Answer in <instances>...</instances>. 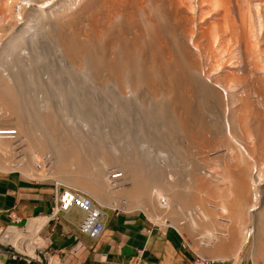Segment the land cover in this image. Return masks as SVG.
Segmentation results:
<instances>
[{"label": "rangeland", "instance_id": "374dc122", "mask_svg": "<svg viewBox=\"0 0 264 264\" xmlns=\"http://www.w3.org/2000/svg\"><path fill=\"white\" fill-rule=\"evenodd\" d=\"M67 1L68 0H58L56 1L55 6L49 7L44 10L47 17V19L44 20L47 21L45 25H47L50 20L55 21L54 25L56 24L55 28L53 25L54 29L45 32V38L42 35L44 40L47 39L46 41H43L42 37H39L37 34L39 33L40 35V33L44 31V28L42 27L45 22L41 25L42 21L40 19H36L37 21L34 20L31 23L29 22V31H25L22 36L15 39V42L12 45L13 48L8 51L7 55L4 54V56L6 55L7 58L6 56H3L0 59V74L5 78L7 77L6 79L10 78V80L13 78V76L19 77L17 75L19 73L14 74V72H12L10 69V67L15 69V65H17L15 59L17 53L21 55L20 57H22L23 60L25 59L24 64H28L26 66L27 70L23 71L24 73L22 76V78H25L26 80L28 79L27 82L29 84H27L25 88L21 87L23 89L22 92L25 96L24 101H22L24 107L22 106L21 112L25 111L24 114L27 113L30 117L29 123L31 124V126L33 125L32 127H30V129L32 133L34 132L33 134L35 137L39 138L41 135H48V130L45 128V125L41 122V120L43 121L46 119V113L49 109L48 111H51L58 121V126H56V128H58L59 133L61 134L60 136L49 135L51 143L53 142L55 145L59 146V141H62L61 137L64 134L67 135L68 142L75 144L81 143V151H83V154L87 157L86 160H89L91 164L89 167L90 171L88 173H92L93 176H95V174H99L102 177L107 175L104 160L106 161V165L111 168L109 170V173H116L120 170L117 167L119 165L111 161V152L106 148V143H104L107 142L106 139L111 140V137L109 135L110 130L108 128V122H106L103 117L102 109L104 106H106V108H109L110 103L115 104V102L111 101L109 98V91L104 89L105 87H102L105 86L104 84L107 78H105L104 76L93 78V76L91 77V75L89 74L79 73L80 71L76 72L77 69H81V67H77L75 72L61 73L59 72L61 62L59 61L60 56L58 54L59 51L61 52L59 42H62V35H64L62 24L66 21H73V25L70 27L69 33L70 35H73L72 40L74 42L77 41L80 44V47L85 54L82 57H79L82 59H79L81 64L78 63L76 66L83 65L85 67L86 63L83 60H86L89 55H92L96 58L100 54L102 56L104 55L106 59L109 60L108 55L110 56V54H108L106 50L108 48V36L106 35L107 27L104 23V19L108 16L110 8H112V4H115L117 5V7L124 9L125 14H127L128 17H130L129 15L132 14L134 16L133 22L135 21L139 25V29L141 30L143 36V40L142 42H140L143 50L137 55V57L143 64L149 65L151 67L148 73L150 75L157 74L158 77L160 76L166 81L171 79L172 81H174L170 90H161V88H159L156 92H153V95L155 97V102L158 103V105L164 100L166 101V103H169L171 108H168L167 111H169L171 122H173L174 124L177 123V129L174 128L173 130H170L168 128L166 120L163 118L165 112L163 107H160L161 109L154 108V114L152 115L153 126H151L150 128L147 126V124L149 123L147 111L144 108L140 110L142 111L145 122L144 127H142L141 129L143 133V140L147 143V147H150V150L154 148L150 151L151 155L156 156L155 150L157 149V147L155 144H159L161 148H163V150L165 151L162 153L163 155L166 156V154H168L166 157L171 164V169H163V173H165V175L167 176V181L170 180L168 177L172 178L174 181L172 179L170 181L176 187V189L180 188V190L188 192L190 188L188 189V183H186V180L184 179L189 169L187 167L189 165H192L193 163H196L192 167L199 169L201 168V173L204 176L205 172H210V169H212V159L224 160L230 157L229 155H232L233 152L230 153L232 150H235V154L238 155V146L236 145L237 138V142L241 145L245 144V146H247V144L250 143L248 145L249 148L247 147V149H249L250 152L253 153V158L254 156L256 157L254 159L258 160L260 155L262 156L261 153H263L264 155V150L259 149L258 145L256 146V136H258V133L256 134L254 130L255 126L258 125V122L260 124L264 122V0H231V8H229L228 13L232 15L230 16L233 19L231 22V26L229 25L230 23L225 24L226 10L224 9V7L219 3L214 4L213 0H188V7L186 6L180 8H177L173 0H109L111 2H108L107 0H76L75 3L69 8V10L63 11V6H65ZM21 2L22 0H18V5ZM44 3L42 2L40 3V5ZM13 9V21L10 20V22H20V19L22 17L19 16V12L15 10L18 9V7L15 6ZM29 10L30 8L28 5L26 6L25 11ZM24 17L30 18L29 21L33 20V17L29 16V14L27 13H25ZM241 19L247 21L246 23L248 29L247 26L244 28L245 30L241 27ZM117 21H119V19ZM228 26H230L231 28H229ZM233 27L234 29H232ZM216 29L220 33L218 32L219 35L217 34L215 37L212 36V30L217 31ZM13 30H11L10 28L6 29V33L4 32V35L2 29H0V35H2L0 36V39L2 41L10 39L15 32H13ZM152 30H154L153 33ZM247 30H249V32ZM54 32L55 34H53ZM244 32H246L245 37L242 36V34L244 35ZM207 34H209L210 36ZM3 35L5 38L3 37ZM246 35L248 38L246 37ZM30 37L32 38V40L34 39L33 44L38 42L35 44L37 45V52H35V50L33 49L34 47L30 44ZM40 45L42 49L38 47ZM45 47L47 48L45 49ZM52 48H56L57 52H54ZM127 48L130 47L127 46ZM19 49L20 52H18ZM49 50L51 53L48 52ZM121 53V51H117L114 54L120 55ZM43 54L46 56L44 57ZM33 55H35V57ZM113 56H110L109 63H111L113 67H115L117 63H115V58ZM193 58H196L198 60L196 61ZM8 59L10 67L7 66V64H9L7 62ZM191 64L196 65L197 75L205 88L204 92L200 93L199 95L187 94L185 92L186 85L183 83L182 73L186 68H189ZM57 67L59 68L58 70ZM172 74H174L175 77ZM99 86H101L102 89H100L101 87L98 88ZM261 88L263 92H259V90L261 91ZM116 89H119L120 92H124L120 87H118V85L116 86ZM176 96H179V99H186L190 107L187 108L183 104V102L177 101ZM235 98L236 100H234ZM241 99L244 102H242ZM238 100H240L241 102H238ZM250 102L253 104H251ZM29 103L32 105V107L28 105ZM245 103L249 105L246 106ZM248 106H254V110H251L252 107H250V111L248 109ZM244 109L245 112L248 109L251 115L245 113ZM255 111L258 113H256ZM243 112L245 115L243 114ZM253 112L254 114L256 113L255 115L257 116L255 117L257 118L253 116ZM238 113H240L241 116ZM34 114H38V116L36 115L38 118H35ZM258 114H261L262 116H259ZM240 117H242V119ZM260 117H262V122H260ZM208 118H210L209 122ZM235 118L238 120H236ZM245 118L248 119L249 122L251 120L252 125H250ZM39 119L41 124L39 123ZM240 119L241 121L243 119L247 121H242L243 124L245 123L244 125H242V127L241 125L239 126L238 122H236ZM256 119L257 121H255ZM182 120L189 121L190 123L192 122L191 125L195 124L199 127H205V125H207V127L212 129L214 128V130L219 133L216 136L206 135L204 139L205 141L201 146L202 153L205 154H202V157L201 155L197 156L195 154L196 151L192 150V148H190V145H188L190 136H188V134L178 123V121ZM252 122L254 123V125ZM248 124L251 126V129L249 126H246L247 128L249 127V129L245 128V125ZM159 125L162 129H160ZM263 125H261L260 128H263ZM237 127L243 133L239 132ZM2 128L5 131H18L17 122L16 120L12 121V119L8 122L7 126L0 127V130ZM227 129L231 132V134H229L230 132H228ZM72 131H75L77 135H79L81 142L72 137ZM150 131L153 132V134H150ZM244 131L247 133V135L250 134L249 136L251 137V139H249V141L247 140L248 143L247 141H245L246 138H244L245 140L242 138L245 134ZM106 135L109 136L110 139ZM164 136L165 138H163ZM105 137L107 138L105 139ZM119 138L121 139V136ZM157 140L159 141L157 142ZM164 141L168 146L170 145V147L166 148V144L164 143ZM231 141H235V144ZM96 143H98V145ZM225 143L226 145L224 146ZM216 144L217 147H214L216 146ZM227 144L230 146H228ZM231 145L234 149L231 147ZM231 148L232 150L230 151ZM227 150L229 152H227ZM45 153L47 155L51 154V148H48ZM92 153L97 157H94ZM170 154L172 155V157L174 156V158H172ZM197 154H199L198 151ZM206 159H209L210 162L206 161L208 162L206 163L204 161ZM123 160H125V157L123 158ZM172 161L175 163H173ZM38 163L42 162L40 161ZM54 166L56 169V164H54L53 167ZM205 166H207V168H205ZM192 167L190 166V169ZM49 168L47 165L45 166L43 164V167H39L37 169L40 171L43 169H47V171H49ZM154 170L155 169H145V174L143 176H155ZM13 171L22 173L17 169ZM69 171V169L63 171V175H61V173L56 176L55 174H52L51 177L47 175L45 177L42 176L38 178H30V180H52L53 182L57 181L58 183L63 185L62 188H73L75 190L82 191L76 187L77 185H75L72 181H69V178L66 177V174H73L72 170L70 172ZM6 172H11V170ZM207 175L211 176V174L209 173ZM186 186L187 190L185 188ZM261 188V192L263 195L264 186H261ZM96 201L98 202V200ZM214 202H208V205L210 204V206L212 207H220V202L218 200H214ZM213 203L215 206L213 205ZM195 204L197 205L196 202ZM193 207L195 208V206H192L191 209ZM102 208L108 214L109 212H127V210L124 208L122 210V207L106 208L102 206ZM183 208H185V206ZM131 211V214L140 212L141 214L145 215V217L149 219L151 223H153L156 229L166 228L169 226L175 227L182 234V237L185 240L184 245L188 247V250L197 261H211L209 257L203 258V256H200V246L198 247V244L197 242H195L196 240H194L193 235L190 234L189 231L187 232L184 227H177V225H173V223L168 219L166 223L163 224L162 221H157V219H154V217L145 213L140 208L132 209ZM83 213L84 212L79 208L72 207V210L68 214V217L70 219L72 218L76 222H79L84 216ZM60 214L58 215V219H53L62 221L63 219L61 218ZM218 218L216 221L217 223L221 225H226V223H228V216L218 215ZM18 223L20 229L25 228L26 224L23 221H19ZM248 227L250 228V230H253L252 228H254V223H252L251 225L249 224ZM5 231L6 229H3L1 233H4ZM222 233L225 234L226 232L222 231ZM40 236L43 238V240H45L46 237L43 234H40ZM36 242L39 243H36V247L38 246L37 248L39 249L42 244H40L39 240ZM0 245V248L3 251L11 250L13 248L12 245L9 246L2 243H0ZM46 252L50 253L51 255L55 254V251L51 250L50 247H45L43 250L36 251V253L40 255V259L42 260H39L41 261L40 263L46 261ZM252 255L253 245L251 240V243L247 242L243 250L240 252L238 258L236 259L238 261L236 264H264V260L261 257H252ZM16 260L20 261L19 259ZM39 261L36 260L32 261L31 263L36 264L39 263ZM211 263L232 264L233 261L213 260V262Z\"/></svg>", "mask_w": 264, "mask_h": 264}, {"label": "bare ground", "instance_id": "6f19581e", "mask_svg": "<svg viewBox=\"0 0 264 264\" xmlns=\"http://www.w3.org/2000/svg\"><path fill=\"white\" fill-rule=\"evenodd\" d=\"M56 1L58 0H22V2L19 3L18 5V0H0V29H2L3 33L4 32L6 33V29L8 28H10L11 30H13L14 28L13 32L15 31L14 35L11 36L10 39H6L3 41L0 39V59L4 56V54L7 55L8 51H10V49L13 48L12 45L15 42V39L22 36L25 31H29L28 29L30 28L29 22L31 23L36 19L37 20L40 19L42 21L41 25L42 23L45 22L43 27L41 26L42 28H44V31L41 32L42 34L40 33L39 35V33H37L39 37H42L43 35V37L45 38L46 37L45 32L46 31L48 32V30L55 28L56 25V24L54 25L55 21L50 20V22L47 25H45L47 21L44 20H46L47 17L45 15L44 10L49 7L55 6ZM75 1L76 0H72V1L68 0L65 6H63L64 8L63 11L69 10V8L75 3ZM107 1L111 2L109 0ZM173 1L177 6V8L186 7L188 5V0H173ZM230 1L231 0H213V3L214 4L219 3L221 4V6L224 7V9L226 10L225 24L230 23L229 25L231 26L232 25L231 22L233 19L231 17L232 15L228 14L229 8H231ZM42 2L45 3L40 5V3ZM28 5L30 10L25 11L26 6ZM15 6L18 7V9L15 10L19 12V16H21L22 18L20 19V22L12 23L13 21L12 14L14 12L13 8ZM25 13L33 17V20L29 21L30 18L24 17ZM129 16L131 18L128 17L127 14H125L124 9H121L117 7V5L112 4V8H110V12L108 16L104 19V23L107 27L106 35L108 36V44H107L108 48L106 50L107 53L110 54V56L114 55L113 57L115 58V63H117L115 67H113V65L109 63L110 60L109 55H108L109 57L108 60L104 55L102 56L100 54L96 58L93 57L92 55H89V57H87L86 60H83L86 63L85 67L83 65L76 66L78 63L81 64L79 60L81 58L79 57L80 56L82 57L85 54L84 51L81 49L80 44L77 41L74 42L72 40L73 35H70L69 33V29L73 25V21H66L65 23L62 24L64 35H62L63 36L62 42L61 41L59 42V45L61 47V52L60 51L58 52L60 56L59 61L61 62L59 72L71 73V72H75L77 67H81V69L78 68L76 72L80 71L79 73L89 74L91 75V77L93 76V78H99L101 76L107 78L106 82L104 81L105 86L102 87L103 88L105 87L104 89L109 91V98L111 101L115 102V104L110 103L109 108L108 107L106 108V106H104L102 109L103 117L106 120V122H108L107 124L110 130L109 135L111 137V140H108L106 138L108 137L110 139V137L106 135L107 137H105V139L107 140V142L104 143H106L105 145L106 148L111 152V156H110L111 161L117 163V165H119L117 167L120 170L116 173L115 172L109 173L110 172L109 170L111 168L108 165H106V161L104 160L107 175L102 177L99 174H95V176H93L92 173L90 174L88 173L90 171L89 167L91 164L89 160H86L87 157L83 154V151H81V146H82L81 143L75 144L68 142V137L65 134L62 135L61 137L62 141H59L60 142L59 146L55 145L53 142L51 143L49 135L60 136L61 134L59 133L58 128H56V126H58L57 124L58 121L56 120V117L52 114V112L48 111L49 109L48 110L46 109L47 110L46 119L43 121L41 120V122L45 125V128L48 130V135L40 134L41 136L39 138L34 136L33 134L34 132L32 133L30 129V127L33 126V125L31 126V124L29 123L30 117L28 116L27 113L24 114L25 111L21 112L23 106L22 101H24L25 99V96L22 92L23 89L21 87L25 88V86L29 84L27 82L28 79L26 80L25 78H22V76L24 73L23 71L27 70L26 66L28 64L25 65L24 64L25 59L23 60L22 57H20L21 55L15 52L17 53V56H15L17 62V65H15L16 66L15 69L10 67L9 59L7 61L9 64L7 63L5 64H7V66L10 67L11 71L14 72V74L19 73L17 74L19 77L13 76V78L10 80V78L6 79L7 77L5 78L0 74V127L7 126L8 122L12 119V121L16 120L18 131L16 130L5 131L3 128L0 130V171H10V170L13 171L17 169L20 170L22 174L25 173L27 176L31 178H36V177L38 178L42 176L45 177L47 175L51 177L52 174H55L56 176L60 173L61 175H63L62 173L63 171H66L68 169L70 171L72 170L73 174L71 175L66 174L67 175L66 177L69 178V181H72L75 185H77L76 187L78 189L86 192L87 194H89V196L91 195L92 198L94 197L96 200H98V202L103 207L106 208L122 207L121 208L122 210L124 208L127 211L140 208L145 213L154 217V219H157V221L158 220L162 221L163 224L166 223L168 219L173 223V225L175 224L177 225V227L179 226L180 228L184 227L187 230V232L189 231L190 234L193 235V238L194 240H196L195 242H197L198 247L200 246L199 247L201 248L200 252L203 257H213V258L228 257L230 259L236 260L240 252L245 247L246 243L247 242L251 243L252 240V245H253L252 257L259 256L264 260V194L262 195L261 192L262 189L261 186H264L263 153L260 152L262 156L261 155L260 157L258 156L260 159V160L258 159L259 161L254 159L256 158L255 156L254 158L252 157L253 153H251L250 150L247 149L248 145L250 144L248 143V141L249 139H251V137L249 136L250 134L247 135L245 130L244 131L245 134L243 135L244 137L242 138L243 139L246 138V140L244 139L245 141L248 140L247 146H245V144L244 145L239 144L237 142L238 138L236 137L237 138L236 145L238 146L237 149L238 155L235 154L236 153L235 150H232L233 147L231 145L232 148L230 149V151L231 150L232 151L230 153L232 152L233 153L232 155H229L230 157L226 158L227 156L226 155L225 156L226 159L224 160L212 159L211 160L212 166L210 165L212 168L210 170L212 172L211 171L205 172L207 174L208 173L211 174V176H208L205 173L203 176L201 173V168L199 169L192 167L196 163L195 164L193 163L192 165H189L187 167L190 169L191 166L192 168L190 170L188 169V172L186 173L185 175L186 177L184 179L186 180V183H188L187 184L188 189L190 188L192 190L189 189L190 191L188 190V192L187 191L184 192L183 190H180V188L176 189V187L170 181L172 179L170 177H168L170 180L167 181L166 179L167 176L165 175V173H163L164 171L163 169H171V164L166 157L168 154L165 153L166 156L163 155L162 153L165 152L163 148H161L159 144L158 145L155 144L157 147V149L155 148L156 156L151 155L150 151L153 150L154 148L150 150V147L149 146L147 147V143L143 140V133L141 129L142 127H144L145 122L142 111L140 110L144 108L147 111L148 113L147 117L149 118V123L147 124V126L150 128L151 126H153L152 115L154 114L153 111L154 108L161 109L160 107H163L165 112H164V116L163 115L162 116L166 120V124L168 125V128L170 130H173L174 128L177 129L178 128L177 123L174 124L173 122H171L169 111H167L168 108H171L169 103H166V101L164 100L162 103L158 105V103L155 102V97L153 95V92H156L159 88H161V90H165V89L170 90L172 83L174 81H172V79L166 81L162 79L160 76L158 77L157 74L150 75L148 73L151 67L149 65L143 64L140 61V59L137 57V55L141 53L143 50L140 43L143 40V36L141 30L139 29L138 23H136L135 21L133 22L134 16L132 14H130ZM118 19L119 21H117ZM10 20L12 21L10 22ZM246 22H247L246 20L241 19L240 24L243 29L247 26ZM230 26L228 27L231 28ZM232 29H234V27ZM153 31L154 30H152V33ZM247 31L249 32V30ZM218 32H219L218 30L217 31L212 30L213 33L212 36L216 37ZM245 33L246 32H244V35L242 34L243 37H245ZM53 34H55V32ZM43 37L42 40L46 41L47 39L44 40ZM30 39H31L30 44L34 47L33 49L35 50V52H37V48H36L37 45L35 44L38 42L33 44L34 39L32 40L31 37ZM127 46L130 48H127ZM38 47L42 49L41 45ZM47 47H45V49ZM50 50L48 52H50ZM53 51L57 52L56 48H54ZM117 51H121L122 53L120 55L114 54ZM18 52H20V49ZM33 56L35 57V55ZM45 56L46 55H44V57ZM196 58L193 59L197 61L198 59ZM58 69L59 68L57 67V70ZM172 75L174 76V74ZM182 79H183V83L186 85L185 92L187 94L199 95L200 93L204 92L205 88L197 75L196 65L191 64L189 68H186L182 73ZM117 85L124 92L122 91L120 92L119 89L117 90L116 89ZM100 87L101 86H99L98 88ZM102 87L100 89H102ZM259 92H263L262 88L261 91L259 90ZM176 97H177L176 98L177 101L183 102V104L187 108L190 107L186 99H182V98L179 99L178 98L179 96ZM236 98L234 100H236ZM239 101L240 100H238V102ZM28 105L32 107L30 103ZM247 105L249 104H246V106ZM250 107H252V109ZM253 107L254 106H248V109L250 108L251 110H254ZM248 109H247L248 112L247 111L245 112V109L244 112L251 115L249 113L250 109L249 110ZM238 114L240 115V113ZM255 114L253 115L254 117L257 116ZM34 115L35 118H38L37 117L38 114H34ZM240 118L242 119V117ZM261 118L262 117L259 118L260 122H262ZM241 119L236 122H238L239 126L241 125L242 127V125L245 124V123L243 124L242 121L244 120L245 122L246 120L248 121V119L245 118L246 120L243 119L242 121ZM209 120L210 118H208V122ZM255 121H257V119ZM41 122L39 119L40 124ZM178 123L183 128V130L188 134V136H190L189 138L190 141L188 142V145H190V148H192V150L196 151L195 154L197 156L201 155L202 157L203 153L201 150V146L205 141L204 139L206 135L216 136L217 134H219L214 130V128L213 129L209 128L207 127V125L203 127L200 124L202 127H199L198 125L195 124L191 125L192 122L190 123L189 121H184V120L178 121ZM249 124L252 125L251 120ZM249 124L245 125V128H247L246 126H249L251 129V126ZM257 124L258 125L255 126L254 128L256 134L258 133V136H256L257 139L256 146L258 145L259 149L264 150V127L260 128L261 125L264 124V122H262L261 124L258 122ZM159 127L160 129H162L160 125ZM249 127L247 129H249ZM228 132L230 131L228 130ZM239 132L241 131L239 130ZM149 133L153 134V132L151 131ZM229 134H231V132ZM120 136L121 139L119 138ZM72 137L74 139H77L79 142H81L79 135H77L75 131H72ZM163 138H165V136ZM158 141L159 140H157V142ZM232 143L235 144V141H233ZM96 144L98 145V143ZM225 145L226 143L224 144V146ZM167 147H170V145L168 146L166 144V148ZM214 147H217V144ZM48 148H51L52 153L47 155L45 152ZM197 151L199 154H197ZM227 152L229 151L227 150ZM171 154L170 156L172 157ZM93 156L95 157L96 155L93 154ZM124 157L125 160H123ZM172 158H174V156ZM53 160L55 163L53 162ZM40 161L42 163H38ZM204 161L210 162L209 159H206ZM43 164L45 166L47 165L48 168L50 167L49 171H47V169H43L41 171L37 169L39 167H43ZM54 164H56V169L55 166L53 167ZM205 168H207V166H205ZM145 169H155L154 170L155 176H149V177L147 175L143 176L145 174ZM185 188L187 190V186ZM214 200L215 201L218 200L220 202L219 203L220 207L218 206L219 208L217 206L212 207L210 206V204L208 205V202L209 203L211 201L214 202ZM195 202L197 203V205L195 204ZM184 206L185 208H183ZM192 206H195V208L193 207L191 209ZM218 215L228 216L229 224L226 223V225L224 224L221 225L217 223L216 221ZM44 223L45 220L42 219L32 220L28 223L26 229H19L20 226L16 224H12L11 226L12 228H10L8 232H6L4 236L0 238L1 243L2 244L9 243L17 251L21 253H25L30 258L38 261L40 259V255H38L36 251L41 249L40 248L38 249L37 248L38 246L36 247V243H38L36 241L39 240L38 239L39 231ZM252 223H254V228H252L254 232L253 230H250V228L248 227L249 224L251 225ZM222 231L223 232L225 231L226 233L224 234L222 233ZM45 255L47 261H49V264H55L53 259L50 257L49 253H46Z\"/></svg>", "mask_w": 264, "mask_h": 264}, {"label": "crops", "instance_id": "0c3cea01", "mask_svg": "<svg viewBox=\"0 0 264 264\" xmlns=\"http://www.w3.org/2000/svg\"><path fill=\"white\" fill-rule=\"evenodd\" d=\"M0 172V238L12 228V224H19L15 219L26 224L24 229L32 220H45L38 235L42 244L40 249L50 247L54 250L55 254H49L55 264H137L139 258L140 264H214L211 263L213 260H232V264L238 262L228 257H209L210 262L197 261L184 245L185 240L178 229L172 226L156 229L140 212H105L104 231L97 239H90L78 229L84 216L79 222L68 217L72 208L66 214H60L62 221L51 217L53 196L60 192L62 184L52 180L32 181L31 177L18 171ZM3 229L6 231L1 233ZM40 234L46 237L45 240ZM77 241L82 242V247L69 253ZM41 261L36 264H49V261ZM31 262L29 264H34ZM0 263L25 264L4 252H0Z\"/></svg>", "mask_w": 264, "mask_h": 264}, {"label": "built area", "instance_id": "2783aa9c", "mask_svg": "<svg viewBox=\"0 0 264 264\" xmlns=\"http://www.w3.org/2000/svg\"><path fill=\"white\" fill-rule=\"evenodd\" d=\"M51 207V217L56 219H58V215L60 213L66 214L72 207L81 209L84 212V218L79 224L78 229L81 233L90 237V239H97L104 231L106 220L105 210H103L102 206L96 200L82 191L75 190L73 188H62L60 192L54 194L53 206ZM14 221L16 223L19 222L18 219H15ZM6 245L10 246L11 244L6 243ZM82 245L81 241H77L69 249V253L72 254L76 252V250L82 247ZM0 252L7 253L10 258L19 259L25 264H29L31 261H36L35 259L27 256L25 253L17 251L14 247L11 250L6 251L1 250L0 248ZM140 261L141 259L139 258L137 264H140Z\"/></svg>", "mask_w": 264, "mask_h": 264}]
</instances>
